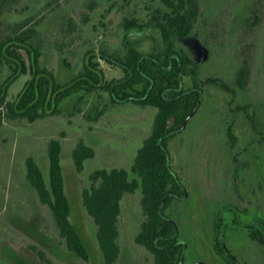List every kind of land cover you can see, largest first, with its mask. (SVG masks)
Listing matches in <instances>:
<instances>
[{
  "label": "rangeland",
  "instance_id": "rangeland-1",
  "mask_svg": "<svg viewBox=\"0 0 264 264\" xmlns=\"http://www.w3.org/2000/svg\"><path fill=\"white\" fill-rule=\"evenodd\" d=\"M254 1L200 0L201 17L194 31L185 39L175 38L177 48L200 65L202 80L219 79L235 90L232 94L208 83L200 109L170 144L172 168L187 192L172 201L167 214L184 245L186 264H226L213 246L217 217L221 227L224 225L221 243L236 257L237 264H264V247L253 244L243 228L255 216L254 222L263 216L264 223V135H257L246 114L236 110L249 104L264 134V22L246 33ZM158 10H167L162 0H23L15 11L0 17V30L7 33L9 27L26 22L28 27L35 26L43 40L41 65L60 83H66L83 69L89 50L103 47L123 55L125 38L142 53L161 48L157 30L133 28L126 32L124 28L125 21L149 22ZM246 47L253 48L251 77L247 89L240 90L232 83ZM100 65L107 81L124 77L119 67L104 61ZM10 73L0 66V85ZM27 79L28 75H23L10 87L9 101L16 98ZM185 83L189 87L191 79L185 77ZM155 114L156 109L115 104L109 93L97 92L67 99L58 115L36 122L5 121L0 126V264H47L31 246L45 251L48 264H83L65 248L51 212L39 205L26 179L28 157L37 160L49 179L47 145L52 139L62 145L71 220L90 252L88 264H104L95 224L83 206V190L89 187V177L96 170H130L143 140L151 133ZM231 122L238 139L234 148L226 135ZM80 140L96 152L82 173L76 171L72 158ZM234 154L246 162L237 173ZM238 191L246 202H240ZM140 198L137 192L122 201L121 256L117 264H155L154 256L135 242L144 221ZM243 207L248 209L249 218L241 215ZM257 207L261 215L254 212ZM232 220L239 225L234 226Z\"/></svg>",
  "mask_w": 264,
  "mask_h": 264
},
{
  "label": "trees",
  "instance_id": "trees-1",
  "mask_svg": "<svg viewBox=\"0 0 264 264\" xmlns=\"http://www.w3.org/2000/svg\"><path fill=\"white\" fill-rule=\"evenodd\" d=\"M23 0H0V17L12 13ZM167 10H158L147 23L125 21L124 28L140 31L151 28L161 36L162 47L152 53H141L129 41L124 42V54L109 52L101 47L84 55L83 69L69 82L60 83L55 74L40 63L43 40L29 22L0 30V66L10 75L0 85V126L5 121L36 122L60 113L61 104L81 93L91 95L108 92L114 103H133L141 108L156 109L151 133L130 170L99 169L89 177V187L83 190L82 202L96 227V238L104 264H117L121 256L120 217L126 195L140 192L144 221L135 242L154 256L155 264H182L184 246L174 221L167 210L173 200L185 196V188L171 165L170 142L182 131L203 99L200 67L182 49L175 38L185 39L195 29L201 17L200 0H162ZM74 28L73 21H69ZM264 22V0H255L246 21L250 34ZM72 28V30H73ZM252 47L242 50L234 85L246 90L251 77ZM98 59L119 66L125 77L107 81ZM23 75H28L13 101L8 100L10 87ZM192 79L186 87L184 77ZM210 82L225 90L229 86L217 79ZM82 96L78 98L81 102ZM253 122V118H251ZM232 134V128H228ZM95 149L80 140L73 150V162L78 173L94 159ZM49 179L43 175L34 157L26 159V179L34 189L40 206L48 208L55 228L65 248L83 264L90 262V252L78 228L71 220V204L66 193L62 166L61 142L52 139L47 145ZM264 243V237L259 238ZM30 249L43 263H49L46 253L38 246Z\"/></svg>",
  "mask_w": 264,
  "mask_h": 264
},
{
  "label": "flooded vegetation",
  "instance_id": "flooded-vegetation-1",
  "mask_svg": "<svg viewBox=\"0 0 264 264\" xmlns=\"http://www.w3.org/2000/svg\"><path fill=\"white\" fill-rule=\"evenodd\" d=\"M148 29H151V28H148ZM160 39H161V36H160ZM125 41H128L127 40V38H125ZM124 41V42H125ZM124 42H123V46H124ZM130 42V41H129ZM130 43H132V42H130ZM133 44V43H132ZM135 45V44H134ZM135 47H136V45H135ZM161 47H162V43H161ZM137 49V48H136ZM157 49V48H156ZM138 50V49H137ZM139 51V50H138ZM140 52V51H139ZM154 52V51H153ZM142 53V52H141ZM152 53V52H151ZM144 54H147V53H144ZM101 61H104V60H102V59H98V62L100 63ZM194 61V60H193ZM105 63H107L106 61H104ZM108 64V63H107ZM109 65H111V64H109ZM113 66H116V65H113ZM116 67H119V66H116ZM199 67H200V65H199ZM100 68H101V65H100ZM120 68V67H119ZM122 71H123V69L122 68H120ZM124 72V71H123ZM200 75H201V73H199V79L203 82V90H204V94H203V99H204V96H205V94H206V89H205V87H206V85L208 84V83H210V84H214V83H212V82H210L211 80H214L215 78H213V79H209V80H202L201 78H200ZM124 77H125V72H124ZM123 77V78H124ZM186 77H189V76H186ZM122 78V79H123ZM190 79H191V77H189ZM122 79H120V80H122ZM218 81H221V82H224V81H222V80H219V79H217ZM111 81H119V80H111ZM184 83H185V77H184ZM227 84V83H226ZM191 85H192V79H191ZM191 85L189 86V87H191ZM228 85V84H227ZM232 85L233 86H235L234 85V83H232ZM185 86H186V83H185ZM219 86V85H218ZM229 86V90H225V89H223V90H225V91H227V92H230V93H232V94H235V90L233 89V88H231L230 87V85H228ZM187 88H188V86H186ZM236 87V86H235ZM236 88H238V87H236ZM240 89V88H239ZM240 90H242V89H240ZM103 92H105V91H103ZM108 93V92H107ZM110 95V94H109ZM110 98H111V96H110ZM203 99H202V102L200 103V105L198 106V108L196 109V111L194 112V114L192 115V117L187 121V123H186V125L184 126V128L182 129V131L180 132V133H182L185 129H186V127H187V125H188V122L194 117V115L197 113V111L200 109V107H201V105H202V103H203ZM111 102H113L112 100H111ZM114 103V102H113ZM115 104H119V105H125V104H120V103H115ZM126 104H133V103H126ZM133 105H135V104H133ZM136 106V105H135ZM137 107H139V106H137ZM139 108H141V107H139ZM142 109H147V108H142ZM236 110H239V111H243L245 114H246V118H247V121H248V123L250 124V126H251V128L255 131V133H257V135H260V136H263L264 134L262 133V130H261V126L259 125V122H258V118H257V113H256V111L253 109V108H251V106L248 104V105H241V106H238V107H236ZM155 117V116H154ZM251 118H253V122H252V120H251ZM154 121V120H153ZM229 127H231L232 128V134L230 135L229 134V132H228V128ZM151 130H152V128H151ZM180 133H178L177 134V136L180 134ZM226 135H227V141H228V144H230L231 145V148H234V147H236V145H237V142H238V139H237V137H236V135H235V132H234V128H233V122H231V123H229V124H227V127H226ZM176 136V137H177ZM175 137V138H176ZM175 138H173V140L175 139ZM172 140V141H173ZM171 141V142H172ZM171 142H170V144H171ZM232 159H233V162L235 163V166L236 167H234V170L236 169V173L239 171H241V170H243V167L246 165V162H243V161H241V160H239L238 158H237V154H234V156L232 157ZM176 173V172H175ZM236 173H234V175L236 174ZM178 176H179V174L178 173H176ZM179 178L181 179V182H182V184H183V181H182V178L179 176ZM183 186H184V184H183ZM184 188H185V186H184ZM185 192H187L186 191V188H185ZM238 195H239V191H238ZM185 196H186V194H185ZM184 196V197H185ZM239 197H240V202L241 201H243V202H246V201H244V197H242L241 195H239ZM231 206V205H230ZM233 207H235V206H233ZM240 209V208H239ZM259 212L260 213V215H261V209H260V207H257L255 210H254V212ZM241 215L242 216H244V217H246V218H249L248 217V215H249V213H248V209L246 208V207H243V208H241ZM254 215H255V213H254ZM256 218H257V216H255V218H251V220H252V222H250L249 224L247 223V224H244L243 225V228L245 229V231H246V234L248 235V238L250 239V241L254 244H256L259 248H261V247H264V243H262V242H260V240H258L259 238H261V236H263L264 237V223H263V221H262V219H263V216H262V218H260L259 216H258V220L256 221V222H254L253 220H256ZM221 219L219 218V217H217L216 218V221H215V224H214V240H213V246H214V250H215V252H216V255L219 257V258H221L226 264H237V259H236V257L228 250V251H226L225 250V247L222 245V243H221V229H222V227H224V225L221 227V225L219 224V221H220ZM248 220V219H247ZM232 222V224L235 226V225H239V223L237 222V220L235 221V220H232L231 221ZM184 246V245H183ZM181 263L182 264H186V252H185V249H184V253H183V256H182V258H181ZM193 264H204V263H202V262H194Z\"/></svg>",
  "mask_w": 264,
  "mask_h": 264
}]
</instances>
